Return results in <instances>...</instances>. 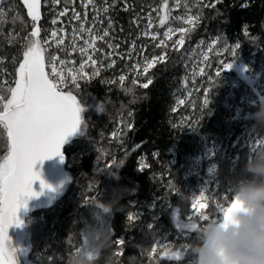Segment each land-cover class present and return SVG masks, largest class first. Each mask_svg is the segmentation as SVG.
<instances>
[{
  "label": "trees",
  "instance_id": "16d2710c",
  "mask_svg": "<svg viewBox=\"0 0 264 264\" xmlns=\"http://www.w3.org/2000/svg\"><path fill=\"white\" fill-rule=\"evenodd\" d=\"M147 3L94 0L85 9L81 0H60L59 4L41 0V38L49 37L54 14L68 9L61 19L66 44L59 48L52 44L46 50L49 60L55 56L72 61L70 66L78 69L86 59L78 47L88 33L76 41L77 50L70 47L73 29L80 23L73 19V10L81 14L82 21L87 13L84 26L94 34L102 36L109 21L112 27L92 52L99 75L92 76L94 69L89 65L85 73L90 79L78 80L77 87L69 77L68 86L62 89L80 102L81 124L63 150L64 183L24 217L23 242L31 264H66L81 242L77 227L81 228L90 213L107 217L111 236L110 247L97 264H105L107 256L112 264H193L189 247L185 250L183 246L194 243L199 233L185 225L193 214L192 200L201 177L213 169L207 177L211 186L203 211L209 215L219 214L217 200L227 204L223 197L233 196L237 184L250 179L244 169L252 160L241 133L264 128H253L257 123L253 117L238 116L227 96L235 94L241 105L246 98L255 101L249 105L252 114L260 108L264 0H181V9L196 18L179 34L183 45L166 41L162 35L166 21L160 24L164 44L149 49L164 56V61L132 78L125 74L129 63L119 54L127 51L130 42L141 43L137 30ZM0 10L4 13L0 17V86L6 89L13 86L18 67L14 58L22 59L32 21L23 16L19 0H0ZM222 62L231 68L225 70ZM121 75L125 76L123 84ZM149 80L147 88L141 87ZM115 127L118 133L110 139ZM6 155V133L0 130V160ZM114 200L115 205L104 212ZM177 251L179 258L172 259Z\"/></svg>",
  "mask_w": 264,
  "mask_h": 264
},
{
  "label": "snow or ice",
  "instance_id": "6c2138e0",
  "mask_svg": "<svg viewBox=\"0 0 264 264\" xmlns=\"http://www.w3.org/2000/svg\"><path fill=\"white\" fill-rule=\"evenodd\" d=\"M23 7L27 10V16L32 21V30L25 37V45L22 50V59L14 63H18L15 69L13 86L6 89L0 86V130L6 133L7 138V155L0 160V264H15L14 253L9 250L8 229L15 225L20 226L17 218L18 209L22 204L26 203L25 198L36 197L41 193L33 191V183L40 180L38 173L33 171L34 165L39 161L51 159L54 156H60L61 162L64 157L61 154V147L65 142V137L77 131L81 124L80 113L82 111L81 104L77 97L70 91L64 92L62 89L68 86V78L70 77L73 85L79 86L77 81L80 79H90L85 73V68L89 65L93 66L92 76L99 75V69L96 68L97 61L92 52L96 50L97 40H103L108 37L109 30L112 27L111 21L108 28L103 31V35L93 33V29L86 28L84 22L87 21V13H84L83 21L81 14L73 10V19L80 22L78 28L73 29L71 49L77 50L76 41L83 39V34L88 33V38L83 39V45L78 47L82 57H86L80 63L79 68L66 67L67 61L59 57H52L51 60L46 58V50L55 44L58 48L66 44L64 36L60 32L53 30L50 38H41V28L39 22L41 20V0H22ZM52 3L59 4L60 0H52ZM94 0H81V5L85 9L89 5H93ZM168 2L163 0L159 9L163 15L160 17V24L163 25L168 19ZM108 11L107 8L104 9ZM68 13V9L59 13L63 17ZM4 15L0 10V17ZM18 18V17H17ZM196 18L190 17L185 23L194 24ZM57 23L56 20L52 21ZM152 21L149 20V27ZM182 31H187L183 29ZM172 30L165 32V37L171 39ZM147 35V33H145ZM152 39H156L152 36ZM184 43L183 35L174 42V45L181 46ZM163 45L164 42L162 41ZM166 46V45H165ZM91 50V51H90ZM235 55V50H233ZM164 56L154 58L151 62H147L144 67L146 73L157 61L163 62ZM208 59L207 56L204 57ZM0 63H3L0 60ZM113 63H115L113 61ZM112 64H109L111 67ZM134 67H139L138 65ZM225 70L231 68V64H224ZM203 72V69H201ZM217 76L220 72L217 71ZM123 84L125 76L119 77ZM135 84L136 81H133ZM151 81L141 85L147 88ZM7 92V95L4 92ZM208 103L205 99L204 104ZM191 123V121H189ZM262 141L259 140L254 148L261 147ZM143 167V166H142ZM41 190L48 188L42 180H40ZM222 203L220 200L216 202V208L219 209L218 215H209L201 211L205 208L207 201L203 192L198 199L192 200V207L195 209L194 214L187 217L186 227L193 232H199L204 225L208 223L219 224L226 228L229 222L230 214L234 208L238 206V201L232 195H225ZM104 212H108L107 207L103 208ZM130 220L131 216L128 217ZM204 221L201 225L199 222ZM117 243H121L117 241ZM189 245L185 244L183 249L187 250ZM76 251H82L79 246ZM155 251V249H153ZM90 258H92L90 256ZM172 259H178V251L173 253Z\"/></svg>",
  "mask_w": 264,
  "mask_h": 264
},
{
  "label": "clouds",
  "instance_id": "9594fccd",
  "mask_svg": "<svg viewBox=\"0 0 264 264\" xmlns=\"http://www.w3.org/2000/svg\"><path fill=\"white\" fill-rule=\"evenodd\" d=\"M253 118L257 122L253 128H264V104ZM244 171L250 179L239 182L234 190L233 197L239 203L232 210L227 227L208 223L189 245L193 264H264V141ZM115 203L114 200L107 208L110 210ZM89 242L90 249L69 254L66 264H97L111 244L108 229L92 231ZM104 260L105 264H112L110 256Z\"/></svg>",
  "mask_w": 264,
  "mask_h": 264
},
{
  "label": "rangeland",
  "instance_id": "374dc122",
  "mask_svg": "<svg viewBox=\"0 0 264 264\" xmlns=\"http://www.w3.org/2000/svg\"><path fill=\"white\" fill-rule=\"evenodd\" d=\"M148 3L145 5V9L143 10V14H142V22H141V26L139 28V30H137L138 36L137 39L141 41V43L136 44L134 41L130 42V44H128L127 46V51H125L124 53H120L119 57L120 59L124 60L126 63L128 64V68L125 71V74L127 76H132V78H135L137 76H139L140 74H144V67L146 65L147 62H151L154 58H157L158 56L156 55V53H153L152 50H150V46L155 45L157 48L159 46H161V42L162 40L160 39V17L163 15L162 12L159 11L163 0H146ZM168 2V19L166 20L165 26L162 29V35L165 37V32H168L169 29L172 30L171 33V39L174 40V42L178 39H180L179 34L182 32V30L184 28H186L187 26L191 25L188 23H185L186 20H188L190 17H192L191 13L189 11H185L183 9H181V0H171L170 2L167 0ZM19 3L21 4V10L23 12V16L27 19H30V17L27 16V10L23 7V3L22 0H19ZM140 13L141 10H140ZM140 15V14H139ZM193 18V17H192ZM62 17L59 16V14L55 15L54 14V20L57 21V23L50 24V33L53 30H56L58 32H60L61 29H63V32H60L61 36H64V38H66V34H65V24L62 22ZM149 20L152 21L151 23V27H149ZM60 23V24H59ZM138 25V24H135ZM50 33H49V37L50 38ZM147 33V35L145 34ZM152 36H155L156 39H152ZM165 37V40H171ZM78 40H82V39H78ZM83 41V40H82ZM72 65V61L69 62V64L66 65V67H73L76 68L74 66H70ZM138 65L139 67H134ZM262 90H259L257 95L260 99V103H263V99L264 96L262 94ZM228 102L234 103L235 106L234 110L235 113L238 116H242L244 117L246 120L250 119L251 117H253L252 112L249 111V105H254L255 101L251 100V102L248 100V98H246V100L243 101L244 105L239 104L236 99H235V94H228ZM258 104V106L260 107L261 104ZM118 128L119 127H115L113 129V131L111 132L110 135V139H113L115 135H117L118 133ZM264 139V130L263 131H248V133L244 134L241 133V140H242V144L243 146H245L246 148L249 149V154H250V159L253 160L255 157V149L254 146L256 145V143L259 140ZM109 159H112V155H110ZM213 171V169H210L207 171V173L205 175H203L201 177V180L199 181L198 184V191L197 193L194 195V198L198 199L200 197L201 192H203L205 200L207 197V191L210 188V182H209V177L211 172ZM206 208V206H205ZM205 208L201 209V211H204ZM193 214L195 212V209H193ZM174 222L178 221L177 218V214L176 212L173 213L172 215ZM77 227V229H79L81 231V242L79 244V248L83 251V250H87L91 248V244L89 242V234L94 231V230H99L101 228H107L109 231V226H108V222H107V217L105 215L102 214H98V215H94L92 213L87 215V219L85 220V223L82 225L80 224ZM110 233V231H109ZM64 264V263H61ZM176 264V262H175Z\"/></svg>",
  "mask_w": 264,
  "mask_h": 264
},
{
  "label": "water",
  "instance_id": "95a60500",
  "mask_svg": "<svg viewBox=\"0 0 264 264\" xmlns=\"http://www.w3.org/2000/svg\"><path fill=\"white\" fill-rule=\"evenodd\" d=\"M73 134L71 133L65 137V142L61 147V154L64 157L63 162H61L60 156H54L43 162L38 161L33 167V171L38 173L40 180L49 187L41 190L40 180L33 183V191L37 193L42 192V194L36 197L25 198L26 203L22 204L17 212L20 226L16 227L13 225L8 229L9 250L14 253L15 264H31L23 242L26 230L24 217L29 211L37 209L51 193L64 183L66 161L63 150L72 139Z\"/></svg>",
  "mask_w": 264,
  "mask_h": 264
},
{
  "label": "flooded vegetation",
  "instance_id": "af4514ba",
  "mask_svg": "<svg viewBox=\"0 0 264 264\" xmlns=\"http://www.w3.org/2000/svg\"><path fill=\"white\" fill-rule=\"evenodd\" d=\"M71 138H72V137H71ZM70 142H71V140H70ZM70 142H69V143H70ZM69 143H68V144H69Z\"/></svg>",
  "mask_w": 264,
  "mask_h": 264
}]
</instances>
